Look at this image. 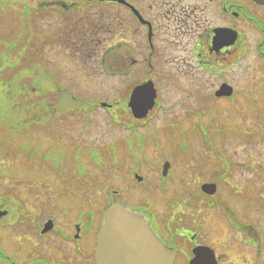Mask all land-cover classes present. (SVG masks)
<instances>
[{"label": "rangeland", "instance_id": "374dc122", "mask_svg": "<svg viewBox=\"0 0 264 264\" xmlns=\"http://www.w3.org/2000/svg\"><path fill=\"white\" fill-rule=\"evenodd\" d=\"M6 1L3 11L0 3V201L10 194L9 200L29 203V208L41 201L76 207L78 200L87 203L85 194L90 203L105 201L115 191L131 204L157 206L169 199L208 202L212 198L204 195L201 183L216 179L217 172L225 174L226 158L232 170L220 178L221 197L214 201H228L239 210L250 204L248 217L256 221L259 213L264 222V70L252 53L233 67L230 79L240 95L236 100L208 93L193 96L184 79L160 80L157 107L147 121L136 123L127 106L129 95L119 92L128 78L93 75L92 66L68 58L49 32L50 19H34V34L22 30L21 11L25 5H36V0ZM5 10H14L15 15L3 16ZM5 18L13 28L5 25ZM7 44L19 48L21 65L8 67L1 57L19 54ZM108 61L112 63L111 57ZM56 79L61 88H55ZM41 89H55L53 95L63 89L69 96L41 97L37 95ZM243 91L260 94L247 103L250 96ZM101 102L114 107L109 110ZM67 107H72L70 113ZM56 147L64 157L100 152L95 161L90 159L85 185L66 183L47 163L29 158L59 157L47 152ZM167 160L172 173L161 182ZM100 162L105 167H99ZM135 173L143 180L138 181ZM6 235L0 232L4 240ZM236 258L237 264L246 262ZM262 260L264 264V255Z\"/></svg>", "mask_w": 264, "mask_h": 264}, {"label": "flooded vegetation", "instance_id": "af4514ba", "mask_svg": "<svg viewBox=\"0 0 264 264\" xmlns=\"http://www.w3.org/2000/svg\"><path fill=\"white\" fill-rule=\"evenodd\" d=\"M6 2L0 0L2 11L8 7ZM22 12V30L34 34V19H50L49 32L58 48L68 58L92 66L93 75L128 78L119 91L122 96H130L135 86L148 81L155 83L160 96V80L184 79L193 96L208 93L236 100L240 95L230 79L233 67L252 53L264 70V3L257 0H36V5H25ZM11 15L14 10L3 13ZM11 23L5 18L8 28L14 27ZM16 24L18 28L19 22ZM8 46L19 53L8 57V63L21 65L19 48ZM56 83L55 88H61L57 79ZM223 84L234 87L231 96H217ZM53 90L41 89L37 95L69 96L63 89L53 95ZM243 93L250 96L247 103L260 94ZM36 158L41 164V159L49 161L48 167L66 183L84 181L90 173V157ZM222 162L227 175L232 164L226 158ZM98 166L105 167L102 162ZM222 174L217 172L216 178ZM207 182L219 184L218 179ZM112 193L105 201L90 203L85 194L87 203L78 200L76 207L41 201L36 208L11 201L12 196L7 195L0 201V232H6L8 238L0 236V264H98L97 236L106 211L116 205L147 218L160 239L175 250L174 264H189L198 251L210 249L218 264H237V256L246 260L244 264H263L264 222L259 213L256 221L248 217L250 204L239 210L238 205L223 199L188 200L186 204L169 199L154 206L131 204Z\"/></svg>", "mask_w": 264, "mask_h": 264}, {"label": "water", "instance_id": "95a60500", "mask_svg": "<svg viewBox=\"0 0 264 264\" xmlns=\"http://www.w3.org/2000/svg\"><path fill=\"white\" fill-rule=\"evenodd\" d=\"M155 98L156 90L151 82L138 86L129 102L134 115L145 117L154 107ZM167 168L168 163L164 174ZM203 189L213 193L215 186L205 184ZM96 258L99 264H173L175 254L160 241L143 215L124 206H115L107 211L105 224L98 235ZM191 264L217 263L213 254L198 253Z\"/></svg>", "mask_w": 264, "mask_h": 264}]
</instances>
